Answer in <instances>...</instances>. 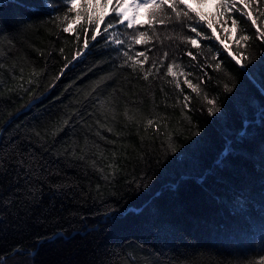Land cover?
<instances>
[{
    "label": "trees",
    "instance_id": "16d2710c",
    "mask_svg": "<svg viewBox=\"0 0 264 264\" xmlns=\"http://www.w3.org/2000/svg\"><path fill=\"white\" fill-rule=\"evenodd\" d=\"M61 6L58 0H0V23L6 29L0 35V89L18 85L13 74L19 77L23 68L24 86L43 99L29 108L32 97L22 91L0 96V254L6 264H238L245 257L258 258L264 250V47L256 46L253 61L244 67L224 54L222 69L209 71L204 91L222 109L215 116L208 114L203 99H193L192 111L182 114L173 106L170 87L165 91L172 98L165 101L158 87L149 91L143 81L129 84L117 72L107 84L109 92L124 89L118 122L109 118L113 132H102L115 143L89 136V143L99 144L94 151L119 166L109 183L90 168L77 166L78 161L70 166L63 158H49L33 135L46 134L51 145L55 127L111 71L103 65L88 72L77 81L79 91L61 96L63 103L48 99L62 88L58 84L49 91L51 77L39 73L47 61L55 75L63 63L59 48L70 58L75 47L69 34L52 23ZM99 59L90 56L63 83ZM33 68L38 76L28 85ZM138 98V106L132 105ZM126 103L141 123L157 114L167 117L176 155L161 147L166 136L153 140L151 129L145 133L142 127L137 134L135 120L128 123L123 116ZM67 131L55 137L58 147L64 141L83 146V130L78 127L71 139ZM30 152L60 171L59 176L44 173V184L35 190L32 184L38 182L33 177L29 183L27 169L19 166L21 157L30 159ZM145 174L147 180H140ZM53 183L71 187L56 191L48 187ZM108 205L117 210L114 223L103 215ZM17 248L27 254L11 255Z\"/></svg>",
    "mask_w": 264,
    "mask_h": 264
},
{
    "label": "snow or ice",
    "instance_id": "6c2138e0",
    "mask_svg": "<svg viewBox=\"0 0 264 264\" xmlns=\"http://www.w3.org/2000/svg\"><path fill=\"white\" fill-rule=\"evenodd\" d=\"M58 2L62 6L56 10L58 14L52 17V23L61 33L69 34L70 42L75 47L70 58L65 54L63 47L59 48L63 63L55 75L48 69L47 61L45 68L39 73L43 75L46 72L45 78L51 77L49 91L57 88L58 84L62 88V92L53 94L48 99L60 100L63 103L61 96L64 93L71 96L70 90L79 91L80 85L77 81H83L88 72L103 65H107L111 71L100 76L84 96L83 102H78L77 111L68 115L62 124L55 127L51 145L45 138L46 134L35 132L33 135L38 143L43 144L41 151L48 153L49 158L54 161L63 158L69 161L70 166L73 160L78 161L77 166L90 168L93 173L99 174L101 179L109 183L116 178L119 166L115 160L105 157L103 152L94 151L99 148V144L95 140L89 143V136L93 135L107 143H115L108 140L102 132H113V128L107 126L109 118L114 123L118 122V100L123 96L124 89L113 88L109 92L111 85L107 84L109 80H114L117 72L125 75L129 84L134 85L135 82L143 81L149 91L158 87L165 101L172 98L165 91V86L170 87L175 93L173 106L178 105L182 114L192 111L193 99H203L208 105L206 108L208 114L215 116L221 113L222 109L216 99L210 98L204 91L211 80L209 71L219 72L222 69L221 56L224 54L235 64L244 67L253 61V50L256 46L264 47V0H58ZM4 31L6 29L0 23V35H3ZM47 55L51 57L52 52H48ZM93 55H99L100 59L87 72L81 73L67 84L63 83L76 68ZM3 67V63H0V69ZM23 71L21 68L19 77L13 74V78L20 83L0 89V96L5 91L9 93L22 91L32 97L27 107H38L37 102L42 103L43 99L24 86ZM37 76L38 73L33 68L27 84L35 83L33 78ZM225 90L233 91L227 85ZM139 103V98L131 101L134 106H138ZM167 106L165 103V107ZM129 113L130 108L126 103L123 116L128 123L135 120L137 134L142 127L145 133L151 129L153 140L161 135L166 136L167 138L161 142V147L166 149V154L171 152L172 155H176L177 148L167 131L166 116L157 114L151 118L146 117L141 123L136 119V115ZM137 113L142 115L138 107ZM89 120L93 123L89 124ZM78 127L84 131L83 146L72 147L67 141L63 142V146H57L56 136L67 129L65 135H69L71 139L72 134H77ZM28 155L30 159L21 157L19 166L27 169L24 175L28 176L29 183L33 177L38 182L32 184V190L44 184V173L49 176L60 175L59 170L52 171L43 164V157L38 158L31 152ZM105 160L106 163H100ZM41 168L44 169L43 172L40 171ZM147 178V174L139 177L140 180ZM48 187L59 191L71 185L53 183ZM99 190L100 186L97 185L98 196ZM116 213L117 210L108 205L103 215L114 223L118 218ZM22 254L27 253H23L19 248L11 253ZM6 260L7 258L0 254V264H6ZM238 264H264V250L258 254V258L245 257L239 260Z\"/></svg>",
    "mask_w": 264,
    "mask_h": 264
}]
</instances>
